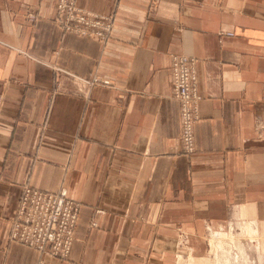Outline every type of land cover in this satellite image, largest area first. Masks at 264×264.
Segmentation results:
<instances>
[{
	"label": "crops",
	"instance_id": "obj_1",
	"mask_svg": "<svg viewBox=\"0 0 264 264\" xmlns=\"http://www.w3.org/2000/svg\"><path fill=\"white\" fill-rule=\"evenodd\" d=\"M57 2L0 0V264H173L179 230L249 222L258 236L264 0H76L112 17L102 43L64 32ZM174 55L196 61L192 153ZM23 186L80 204L68 260L7 240Z\"/></svg>",
	"mask_w": 264,
	"mask_h": 264
},
{
	"label": "built area",
	"instance_id": "obj_2",
	"mask_svg": "<svg viewBox=\"0 0 264 264\" xmlns=\"http://www.w3.org/2000/svg\"><path fill=\"white\" fill-rule=\"evenodd\" d=\"M54 22L64 31L107 42L112 33V17H99L80 9L76 0H58ZM227 36L231 34L227 33ZM170 78L173 99L180 107L181 141L186 153H192L193 129L198 120L196 61L188 56H171ZM79 204L66 192L21 189L12 218L8 222L7 240L37 252L40 256L65 259L73 241V227Z\"/></svg>",
	"mask_w": 264,
	"mask_h": 264
},
{
	"label": "rangeland",
	"instance_id": "obj_3",
	"mask_svg": "<svg viewBox=\"0 0 264 264\" xmlns=\"http://www.w3.org/2000/svg\"><path fill=\"white\" fill-rule=\"evenodd\" d=\"M68 199L71 200L70 198ZM80 209L81 206L79 208V212ZM78 219H79V213H78ZM78 219L73 227V234H72L73 241L68 255L66 256L65 259L59 257H54V258H58L64 261L68 260L73 242L75 241V232L78 224ZM247 224L250 223L249 222H227V223L218 222V223H214L213 225H210V222H208V225L210 226L204 225L202 229L198 227L196 237L191 238L190 241H189L190 238L189 234L186 233L187 231L185 230L186 231L185 232L179 230V234H178L179 241L176 246L177 249L175 248V250H178V255L173 259V264H186V263L188 264V260H190L189 264H264V247L262 249V246H264V232H263L264 225L260 224V231L258 235L260 242H258L257 241L258 236H253V237L250 236L251 234L247 231V228L245 227V225ZM89 227L97 228L98 222L93 220L92 222L89 223ZM212 232L213 233L219 232L220 234L226 235L225 239L219 241V243L217 242L214 245L215 248L212 247L213 243L210 240ZM193 240H195L194 243L192 242ZM188 241L190 243L189 245H188ZM190 248H194V251L192 253H189Z\"/></svg>",
	"mask_w": 264,
	"mask_h": 264
},
{
	"label": "bare ground",
	"instance_id": "obj_4",
	"mask_svg": "<svg viewBox=\"0 0 264 264\" xmlns=\"http://www.w3.org/2000/svg\"><path fill=\"white\" fill-rule=\"evenodd\" d=\"M219 232H222V231H219ZM219 232H216V233H213L212 232V235H211V241H212V243H213V248H215L214 247V245L218 242L219 243V241H222L223 239H225V236L226 235H224V234H220ZM180 259H181V257H180ZM189 262H190V260H188V264H189ZM187 264V263H186Z\"/></svg>",
	"mask_w": 264,
	"mask_h": 264
}]
</instances>
